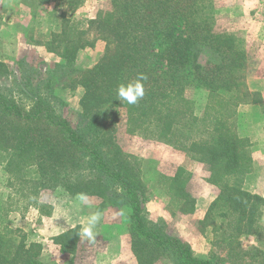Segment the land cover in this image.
Segmentation results:
<instances>
[{
  "label": "trees",
  "instance_id": "trees-1",
  "mask_svg": "<svg viewBox=\"0 0 264 264\" xmlns=\"http://www.w3.org/2000/svg\"><path fill=\"white\" fill-rule=\"evenodd\" d=\"M36 1L47 4L52 0ZM64 1L75 8L84 0ZM109 1L111 11L101 30L108 32L105 43L115 45L116 53L86 73L80 123L73 127L40 98L26 110L0 94V152L6 155L3 169L33 196L58 188L70 196H101L108 187L118 188L124 198L114 204L128 206L131 249L138 264H154L161 258H168L171 264H222L212 254L195 256L187 243L146 219V198L138 174L122 155H106L104 146L111 145V139L102 138L92 130L94 123L83 117L90 115L96 103H111L124 112L131 132L163 141L206 165V182L219 191L207 218L215 221L216 215L228 220L225 226L235 237H264V200L244 189L252 158L250 139L243 133L237 111L243 103L237 96H243L238 77L246 59L242 42L213 29L205 0ZM71 48L68 53L77 51L76 46ZM0 67L4 68L3 63ZM141 75L146 78L141 81L143 98L136 104L121 101L118 86ZM101 85L104 93L98 92ZM197 91L206 92L209 101L198 114L193 99ZM30 170L34 177H19ZM181 170L173 182L184 172ZM185 185L183 180L181 197H189ZM55 241L64 252L75 250L68 234ZM42 248L19 228H0V264H44Z\"/></svg>",
  "mask_w": 264,
  "mask_h": 264
},
{
  "label": "rangeland",
  "instance_id": "rangeland-1",
  "mask_svg": "<svg viewBox=\"0 0 264 264\" xmlns=\"http://www.w3.org/2000/svg\"><path fill=\"white\" fill-rule=\"evenodd\" d=\"M204 5L212 15L215 31L233 35L242 42L246 59L238 75L242 83L238 90L243 96H237L243 103L237 111L244 124L243 133L254 147L250 155L252 153L258 165V161L264 159V0H205ZM110 11L109 0H84L75 8L64 0H52L47 4H39L36 0H0V28L2 19H10L15 39L27 47L22 56L12 57V53L2 47L0 37V64L4 65V68L0 67V94L26 110L40 98L51 104L55 115L66 118L75 127L82 121L86 73L116 53L115 45L105 43L108 32L101 30ZM71 46H76L77 51L68 53ZM104 91L101 85L98 92ZM102 96L105 98L107 94ZM193 99L198 106L196 114L209 104L204 91L193 93ZM88 114L83 118L94 123L92 130L102 134L104 139H111V145L104 146L106 155H122L138 174L146 198V219L156 222L169 235L180 233L195 249L202 248L203 241L195 234L194 221L190 220L188 211L194 198L204 199L205 195H211L210 188L204 183L208 175L206 165L163 141L131 132L125 124L124 112L111 103L98 102ZM5 162L6 155L0 152V228L3 225L19 228L29 240L39 243L35 230L43 223H36L35 210L47 216L50 202L70 195L59 188L31 195L30 190L20 189L13 175L4 171ZM179 169L184 172L173 182ZM261 172H264V163L258 165L255 179ZM25 174L19 177H34L32 170ZM183 180L189 197H181ZM120 192L118 188L108 187L103 195L90 197L96 199L99 208H106L124 198ZM227 221L216 215L215 221H206L214 231L207 255L212 254L222 264H264V237H235L231 235V228L225 226ZM206 222L204 220L196 227L205 237ZM76 234L74 232L69 239L73 248L80 247V261L88 262L91 259L88 249L94 243L83 242ZM154 264L171 263L168 258H161Z\"/></svg>",
  "mask_w": 264,
  "mask_h": 264
},
{
  "label": "crops",
  "instance_id": "crops-1",
  "mask_svg": "<svg viewBox=\"0 0 264 264\" xmlns=\"http://www.w3.org/2000/svg\"><path fill=\"white\" fill-rule=\"evenodd\" d=\"M9 21L10 19L8 18L2 19L0 28L2 47L8 50L9 53L11 52L12 57L22 56L21 53L25 52L27 47L25 48V45H22L18 39H15L14 26ZM11 35L13 36L12 39ZM250 151H254L253 146L250 147ZM252 160L254 161L255 159L253 158ZM255 161L250 174L245 179L244 189L260 196L264 200V172L259 173L258 179H255L257 177L255 173L258 165L262 166L264 159L258 161V165ZM207 177L208 175L205 177L204 183L210 188L211 195H205L204 199L194 198L193 209L188 212L190 220L194 221L195 234L200 237L203 241L202 244L205 245V251L203 250L204 245L202 248L198 247L195 249L191 242L185 241L180 233H174L173 235L182 242L187 243L194 255L200 258H208L210 255L209 253L207 255V252L210 248L209 244L213 240L214 231L206 221H208L209 210L219 192H217V187L206 182ZM65 195L67 194H63V196ZM202 200H205L203 201L204 203H202ZM49 205H51V209L47 216L41 215L40 212L35 210L36 223H43L42 227H38L35 230V237L37 242L43 246L40 259L44 264H138L131 249V237L128 230V206L126 204L99 208L100 205L98 206V202L94 197L78 195L65 196L57 199L55 202H50ZM145 208L146 206H143V209ZM93 217L97 219L93 221ZM204 220L207 225L206 237L201 235L196 228L199 223L203 224ZM261 222L264 226V214ZM85 228L90 229L91 235L85 233ZM74 232L77 233L76 236L81 241L94 243L93 247L88 249V254L91 255L90 261H80L82 259L80 247H77L71 253L64 252L55 241L64 234L72 236ZM75 259L78 262H75Z\"/></svg>",
  "mask_w": 264,
  "mask_h": 264
},
{
  "label": "clouds",
  "instance_id": "clouds-1",
  "mask_svg": "<svg viewBox=\"0 0 264 264\" xmlns=\"http://www.w3.org/2000/svg\"><path fill=\"white\" fill-rule=\"evenodd\" d=\"M146 79L143 75L139 76L136 80L129 82L127 85L121 84L118 86L117 95L121 101H126L128 104H136L138 100L144 96V86L141 83L142 80ZM97 218L93 217L95 221ZM85 233L91 235L89 228L84 229Z\"/></svg>",
  "mask_w": 264,
  "mask_h": 264
}]
</instances>
